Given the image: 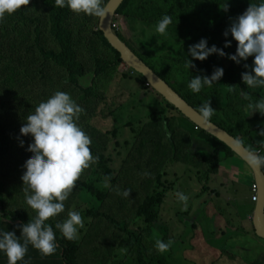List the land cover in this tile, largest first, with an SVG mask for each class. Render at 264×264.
<instances>
[{
  "label": "rangeland",
  "instance_id": "rangeland-1",
  "mask_svg": "<svg viewBox=\"0 0 264 264\" xmlns=\"http://www.w3.org/2000/svg\"><path fill=\"white\" fill-rule=\"evenodd\" d=\"M40 2L42 0H28L27 5L11 15H5L0 20V100L4 102L3 106L0 105V112L6 106L5 103L15 108L18 106L17 115L16 117L14 115L12 123L2 114L5 130L11 137V141L16 144L8 160L0 167L4 181H8L10 185V188L6 190V205L18 206L19 209L35 213L24 203L23 185L20 180L24 171L22 165L31 156V153L26 151L28 144L31 143V137L21 136L19 128L40 101L47 99L53 91L61 90L69 93L84 109L78 120L80 127L91 138L93 145L96 138L98 139L99 148H103V155L108 160L114 176L128 186L129 196L131 190L134 193L139 190L142 197L156 191L163 194V202L157 207L155 228H147L146 221L135 217L134 211L131 212L128 228L140 234L147 252L155 258L169 261L170 256L186 244L188 248L183 252L187 260L186 264L189 260H193L195 264H264V240L258 238L253 232V212L247 216L243 214L237 216L235 205H229L234 198L239 199V205H243L249 197L252 199L251 189L249 190L246 186L249 181H252L251 168L235 155L224 161H218L216 173H212L207 181L206 171L204 167L202 168L203 163L199 160L202 152L198 144L199 139L203 141L206 135L197 133L187 139L177 128L180 118L186 121L184 116L169 109L165 99L148 83H144L137 72L122 62L118 67L99 73L94 86L95 97L86 104H80L78 95L62 88L61 79L59 80L55 75L57 71L54 72L55 74L45 72V79H42L40 71L32 74L33 63L30 61L32 57L24 62L16 59L28 44L27 35L29 32L32 34V26L21 19L20 14L32 19L36 16L39 18L41 13L40 17L43 18L46 8ZM254 2L257 3L258 0ZM248 4L247 0L241 2L238 6L239 13L246 9ZM68 18L74 50L78 56L77 61L85 66L87 73L85 76L93 74L98 58L106 62L114 61V54L106 47H102L96 24L97 17L76 15L69 10ZM113 22L116 24L117 31L122 33L123 41L126 40L136 49L135 53L140 52L149 62L154 63L157 71H161L174 80L176 88L186 90L191 77L211 74L209 69H201L202 64L188 54V48L181 49L198 42L195 39L194 43L187 41L182 46L177 37L183 40L186 37L184 31L176 34L168 25L166 32L159 34L155 31L157 22L134 19L130 16L115 17ZM202 25V21L197 22L198 31H201ZM11 26L15 27L13 33L10 30ZM192 33L195 31L192 30ZM204 38L209 46L214 44L217 47L212 35ZM49 42L46 45L48 49L52 48ZM128 43L125 44L132 49ZM228 52L230 53V50ZM228 52L226 54H229ZM185 59L192 60L195 68L187 69ZM231 63L227 56L220 57L219 66L223 68V72L230 68ZM245 63L249 65L248 69L243 67ZM251 63L252 57L241 61L240 64L234 63L237 70L235 72L250 71ZM151 65L154 67L153 64ZM13 66L15 68L10 70ZM44 80L48 81L51 90H45ZM90 82V77L84 79L85 86H90ZM235 84H237L236 81ZM216 90L218 87L214 83L211 87L202 88L195 95L202 102L207 100L212 107H214L215 99L219 105L214 108L220 118L230 124L246 127L247 120L249 122L248 113L244 109L246 103L241 98L239 89L230 97L224 90L225 99L222 101L219 95L213 94ZM153 114L157 118L169 119V129L175 132L173 142L177 145L178 160L163 161L166 155L163 148L166 144L162 128L160 126L156 128L153 125L151 120ZM255 115L257 114L253 113L250 117ZM258 121L260 124L264 122L262 118ZM251 129L255 139L261 142V145L264 144V137L257 135V130L253 131V129L261 128ZM230 135L233 136V132ZM205 138L206 141L209 140ZM239 139L246 146L244 140L247 139L243 137ZM20 141H23V146ZM91 145L89 147L92 152ZM167 152L170 153L169 150ZM137 161L140 162L139 170L133 166V163ZM148 162L156 168L153 182L148 177L149 169L152 168L144 166ZM88 169L83 170L81 174L85 175ZM90 176L95 179L100 175L94 168ZM132 177H135L137 181L133 182ZM158 177H160L159 181L156 180ZM141 182L144 183L141 184ZM107 184L105 191L110 189L113 192L112 185ZM178 191L188 196L186 208L176 199L175 193ZM120 192H122L121 189L117 191L118 196L114 203L107 200L104 210L116 206L117 198L119 202L129 200L128 202L132 203V197L130 199L122 197ZM253 203L242 208L244 214L253 209L255 206ZM64 204L65 211L58 215L60 217L65 216L70 210L88 211L94 208L98 211L100 206L96 199L86 195H77L76 198H72L70 204L67 199ZM222 209L227 210L228 213H222ZM194 225L196 227L192 230ZM78 239H84L88 245L85 249L82 247L79 252L80 264H120L119 256L121 255L120 257L124 259L126 249L118 244L121 240L119 234L112 228H108L104 220L102 222L101 219L91 218L84 221L83 227L78 230ZM157 239L171 240L173 243L168 251L159 253L154 247ZM133 257L128 254L127 259L130 261L122 264H134Z\"/></svg>",
  "mask_w": 264,
  "mask_h": 264
},
{
  "label": "trees",
  "instance_id": "trees-1",
  "mask_svg": "<svg viewBox=\"0 0 264 264\" xmlns=\"http://www.w3.org/2000/svg\"><path fill=\"white\" fill-rule=\"evenodd\" d=\"M108 1L109 0H102L104 7ZM243 1L246 0H124L122 5L119 7L116 16H130L134 19L158 22L163 15H168L172 18V22L170 24L171 29H173L176 34L179 32L182 33V31L186 33V37L183 40H179L180 37H177L178 42L183 44L182 46H184L187 41L194 43L195 39L199 41L201 38H209L212 35L215 44H217V48H223L225 53L230 50V53H228L234 54L236 42L232 40L230 35L228 37H224L222 33L228 28L231 20L234 19V16L236 17L242 14L245 10L243 9L239 13L238 6ZM40 3H42L46 8L43 18L40 17L41 13L39 18H36V16L32 19L24 14H20V18L27 22L28 25L32 26V34L29 32L27 35L26 42L28 44L21 50L20 55L17 56L16 59L24 62L27 58L32 57L30 60L33 63L32 74L38 73L40 71L42 79H45V72L48 74H55V71H57V74L55 75L59 80L61 79L62 88L75 95H78V101L80 104H86L89 102V100L95 97L94 86L99 73H104L106 70L121 65L122 60L120 54L114 48H112L105 39L103 33L99 30L100 18H96V24L98 25L99 37L102 47H106L114 54V61L106 62L104 59L98 58L93 74L90 76H85L87 75L85 66L77 61L78 56L74 50L73 35L68 18L69 9L66 7L63 9L55 7L54 0H42ZM247 3L255 2L254 0H247ZM225 5L227 6V10H224L223 8ZM134 21L137 22L138 20ZM198 21L203 22L201 31L197 30ZM10 30L13 33L15 31V27L11 26ZM192 30H194L195 33H192ZM115 31V33L120 34L119 31ZM118 37L123 41L121 38L122 33ZM226 39L231 41V45L225 48L223 45ZM48 41H50L49 43L52 46L50 49L46 48ZM123 42L128 43L126 40ZM129 46L133 49H131L133 52L134 50L136 51V49H134L130 44ZM188 47L189 45H186L181 49ZM135 54L156 74L164 79L189 105L198 111L199 105L203 102L195 95V93H192L188 88H186V90L176 88L173 83L174 80L167 77L161 71H157L154 63L149 62L140 52ZM219 62L220 56L212 54L205 60L200 61L202 64L201 69H209V71L212 72L215 67H220ZM150 63L153 64L154 67ZM229 67L230 68L227 69L226 72H223V76L216 82L218 90L213 92V94L220 96L221 101L225 99L223 91H227L229 87L233 89L231 92L227 91L226 95L229 97L233 92H238V89L240 92H248L252 99H258L259 96H264V89H250L242 83V72H235L237 70L235 69L234 62H232L231 66ZM14 68L15 66H13L10 70ZM138 76L143 80L144 83H147L142 75L138 74ZM87 77H90L91 79L90 86H85L84 84V79ZM234 80L237 84H235ZM43 87L45 90H51L48 81H43ZM164 101L167 103L169 109L177 111L180 115H182L166 100ZM244 102L247 103L248 101ZM3 103L4 102L0 100V105L3 106ZM5 104L6 106L3 107L4 112H0V167L5 163L6 160H8L9 155L16 148V144L11 141V137L8 136L5 130L3 115L8 117V120L12 123L11 120L14 118V115L15 117L17 115L18 106L15 108L13 105L9 106L7 103ZM213 105L214 107L218 106V101L214 99ZM214 107L212 108L215 110ZM254 114L257 115L253 117L248 115L249 122L247 120L248 124L246 127L238 124H230L228 121L220 118L216 111L210 118V121L218 125L220 128L227 130V132L230 134L233 132V137L236 139L240 137L247 139L244 140V143L247 147L259 149L261 154L264 155V147H261V142H258L255 139L254 133L251 129L264 128V122L260 124L258 121L259 118L264 120V116H261L258 113ZM183 118H185L186 121L180 118L178 120L177 128H179V130L187 139H189V137L195 136L197 133L206 135L205 137L209 138L207 141L205 137L203 141L199 139L200 143H198L199 150L202 152L200 153L201 155L199 156V160L203 163L202 168L204 167V170L206 171L205 178H207L208 181L210 175H212L214 172L216 173L218 161H224V159L234 157L236 154L223 142L208 134L207 132L197 128V126L186 117ZM151 120L153 121V125H155L156 128H159L158 126L162 128V134L164 135L163 139L166 144L163 148L166 154L164 157L165 160L163 161L168 160L170 162L171 160H178V153L176 150L177 145H175L173 142V136H175V132L169 129V119L159 117L157 118V116L153 114L151 115ZM242 128L245 129L242 130ZM255 130H257V132L259 131L258 129H253V131ZM99 147L100 145L98 139L96 138V142H94V145H91V149L92 154L98 157L97 162L89 167V169L85 172V175L80 174L79 179L75 183L73 191L68 197V204H70V202H72V198H76L77 195L90 196L92 199H96L100 203L98 211L92 208L88 211H80V213L83 222H86L91 218L101 219L102 222L104 220L108 228H112L113 230L117 231L121 239L118 244L121 248L126 249L124 259L120 257L121 255L119 256L121 259L119 261L120 264L130 261V259H127L128 254L134 256V264H186L187 260L183 255L184 250L188 248L186 244H184L182 248H179L172 256H170L169 261L160 260L147 252L140 234H137L136 231L130 230L128 228V223L131 221L132 211H134L135 217H140L146 221L147 228L156 227L157 207L163 202V194L161 192L156 191L151 195L149 194L142 197V194L139 190H136V193L131 190L129 199L132 197V203H129V200H125L122 203L119 202V198H117L118 200L116 206L104 210V204L107 202V200H111L114 203L115 198L118 196L117 191L119 189L123 191L124 189H127L128 186L124 185L121 180L119 181V179L114 176V172L111 169L108 160L103 155V148ZM167 150H169L170 153H168ZM160 155L161 154H159V156ZM173 157L175 159H173ZM205 157L208 159V162ZM139 163L140 162L138 161L133 163V166L136 170H139ZM207 163L209 164L207 165ZM150 165L151 162H148L145 163L144 166L152 168L149 169L148 177L150 181L153 182L155 179L154 170L156 168L154 165ZM94 168L98 170L100 175L95 179L90 176ZM106 177L108 178L107 183H110L114 189L113 192L110 189L105 191ZM251 178L252 181H249L246 184L248 189H251L252 185L255 183L254 178ZM131 179L133 182L137 181L135 177H132ZM159 179L160 177H158L156 180L159 181ZM143 183L144 182H141V184ZM8 188H10L9 182L4 181V176L2 173H0V231H13L16 236H19L20 229L18 225L21 223H27L28 220L33 218L35 213L28 210L19 209L18 206L11 205V207H8L6 205V190ZM240 200H242V198ZM238 201L239 199L236 200L234 198L229 202V205H235L238 214L237 216H241L242 214L247 216L253 212L255 206L246 214H244L242 211V208H246L253 203L251 197H249L243 205H239ZM221 211L224 214L228 213L227 210L222 209ZM66 216L67 214L63 217L56 216L46 221V223L53 227V231L56 233L57 247L53 254L42 256L38 250L29 245L24 260L17 262V264H80L79 252L82 247L85 249L88 246L87 242H84V239H75L71 241L65 240L62 238L59 230L55 228V223L58 221L62 222L67 218ZM195 227L196 225H194L191 229L194 230ZM253 232L255 233V230H253ZM20 241L23 242L22 237H20ZM0 264H7L6 257L3 253H0ZM187 264L195 263L193 260H189Z\"/></svg>",
  "mask_w": 264,
  "mask_h": 264
},
{
  "label": "clouds",
  "instance_id": "clouds-1",
  "mask_svg": "<svg viewBox=\"0 0 264 264\" xmlns=\"http://www.w3.org/2000/svg\"><path fill=\"white\" fill-rule=\"evenodd\" d=\"M28 0H0V20L5 15H11ZM54 6L68 8L76 15L102 18L105 8L102 0H54ZM224 10H227L225 5ZM117 17V16H116ZM172 18L163 15L156 23L155 31L164 34ZM115 32V30H114ZM224 37L231 36L236 42L235 53L226 54L223 48L208 45L206 38L189 45L188 54L197 61H203L208 56L216 54L225 57L236 64L252 57L250 71L241 73V81L250 89H264V0L249 3L242 14L231 20L228 28L222 33ZM231 41L225 40L223 47H229ZM185 67L195 68L192 60L185 59ZM245 69L249 65H243ZM223 76V68L215 67L210 75L191 77L187 88L192 93H199L204 87H211ZM233 89L229 87L228 92ZM241 98L248 101L244 105L248 115L258 113L264 116V96L253 100L248 92L241 91ZM84 109L70 96L69 93L55 90L47 99L40 101L34 110L25 118V123L19 128L21 136H30L31 143L26 151L31 153L22 167L24 169L20 180L23 185L24 203L34 210L35 215L27 223L18 225L20 235L13 231H0V253L6 257L7 264H17L23 261L29 245L38 250L42 256H48L56 251V233L53 227L46 223L50 218L65 211L64 202L75 187L83 170L97 162L98 157L90 150L91 138L80 127L78 120ZM215 113L210 103L205 100L198 107L201 122L207 123ZM257 135L264 137V128ZM23 146V141H20ZM237 147L242 141L234 140ZM264 147V144L261 145ZM246 164L252 169L264 168V155L259 149L243 148ZM108 178H105V187ZM129 197V190L119 193ZM176 199L184 208L187 207L188 196L183 192L175 193ZM83 227V219L79 210L67 212V218L56 222L62 238L68 241L78 239V230ZM22 237L23 242L20 241ZM172 241L157 239L154 247L157 252L164 253L172 245Z\"/></svg>",
  "mask_w": 264,
  "mask_h": 264
},
{
  "label": "water",
  "instance_id": "water-1",
  "mask_svg": "<svg viewBox=\"0 0 264 264\" xmlns=\"http://www.w3.org/2000/svg\"><path fill=\"white\" fill-rule=\"evenodd\" d=\"M124 0H109L105 5V15L100 18L99 30L103 33L105 39L114 48L121 57L122 62L142 75L147 83L161 95L169 104L177 109L184 117L189 119L197 128L207 132L227 145L239 158L245 163L242 144L237 147L234 144L236 139L227 131L220 128L215 123L209 121L201 122L196 111L189 105L164 79L156 74L147 64H145L118 36L112 29L114 18L116 17L119 7ZM254 181L258 187V199L253 211V227L258 238L264 240V168L252 169Z\"/></svg>",
  "mask_w": 264,
  "mask_h": 264
},
{
  "label": "built area",
  "instance_id": "built-area-1",
  "mask_svg": "<svg viewBox=\"0 0 264 264\" xmlns=\"http://www.w3.org/2000/svg\"><path fill=\"white\" fill-rule=\"evenodd\" d=\"M112 29H113V31L114 30H117L116 24L114 22H113ZM257 191H258V187H257L256 183H254L252 185V187H251V192L253 194V196H252V202H254V203H256L257 202V199H258Z\"/></svg>",
  "mask_w": 264,
  "mask_h": 264
}]
</instances>
